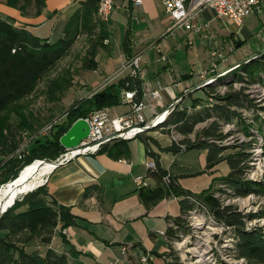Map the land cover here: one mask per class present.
<instances>
[{
  "label": "rangeland",
  "instance_id": "374dc122",
  "mask_svg": "<svg viewBox=\"0 0 264 264\" xmlns=\"http://www.w3.org/2000/svg\"><path fill=\"white\" fill-rule=\"evenodd\" d=\"M1 5L6 6L8 12L3 10ZM39 10L40 6L37 5L35 0H0V15L10 17L14 22L16 19L19 21L20 18H27L36 14ZM213 14L208 11L203 12L206 17L213 18L210 39L198 37L199 39H195L192 44L185 45L182 42L181 49L174 60H172L175 55L173 48L156 53V57L153 55L154 58H150V60L154 59V62L159 65L162 62L170 64L168 61V58H170L173 67L182 70L190 67L197 68L198 65V71L197 76L193 79L194 83L189 85V82L185 81L188 88L180 91L168 104L161 106L160 103L155 102L153 103L154 107L147 106L143 109L148 121L155 113H160L169 106L164 121L154 126L153 124L150 125L149 128L138 135L149 138V149H151V146L159 149V146H165L166 143L173 140L198 138L204 128L212 127L215 132H220L222 135L219 144L224 147V154L235 152L239 148H245L246 150L247 146L249 156L242 179L254 183L263 182L264 74L258 75L257 71L255 73L248 72L245 66L251 68L248 63L254 59L264 61V55H262L264 52V29H262L264 15L256 13L246 15L242 19L240 30L235 32L237 29L236 24L227 17L214 18ZM89 18H91L89 22L83 23L80 32L73 37L70 47L40 76L31 91L24 96L13 99L0 110V136L7 132L6 124L8 123L12 129L20 128L16 131L17 144L15 149L7 155H0V187L15 178L4 180V177L8 174L9 159L13 157L21 159L19 162H15L16 166H19L15 173L18 174L25 166L22 165V159L28 154V151L30 152V147L35 143V138L43 140L45 136H49L55 129V125L66 120L67 112L73 103L78 102L85 96H91L106 85L124 79L123 74L128 70L114 78L112 77L114 72L119 69L130 68L127 63L133 55L125 56L121 53L122 43L126 36L123 29L120 30L118 27L111 36L108 25L109 18L102 22L96 13H93ZM92 18L93 23L91 22ZM99 24H102V28L109 32L108 38L103 40L104 45L98 43L97 33L99 32V26H101ZM164 33L171 34L167 30ZM176 34L171 38H175ZM180 40L183 41V39ZM237 40H243L242 45L239 47H236ZM228 44L231 46L232 51L227 53V58L220 65L218 71L200 76L201 69L206 68L208 65L209 45H223V47H226ZM188 45L190 47L186 49ZM93 51L94 53H92ZM161 54H165V59L160 58ZM89 58L97 61L95 69L83 66V62ZM145 67L147 65L140 61L136 76H138L140 82L142 80V93H145L148 97L150 95L148 91L154 88L155 85H148L143 83V79H140L144 74ZM219 72L223 73L213 83H205L210 76ZM184 75H180L181 78L184 77L185 79L186 74ZM256 76L261 78L263 82L256 83ZM157 79L161 82L160 77ZM53 84L54 86H52ZM124 90L125 87L121 90L119 104L102 107L101 109L104 108L110 115L128 113L131 104L123 100ZM162 92L163 90L161 94ZM232 92H237L243 97V99H239L241 104L229 105L224 103L223 100L215 98L216 95L224 96ZM146 100L148 99L146 98ZM220 104L221 106L223 104V107L219 106ZM180 109H185L187 113L196 112L206 116L193 125L191 132L184 134L178 130L176 125L168 122L169 114L173 110ZM207 114H210V116L207 117ZM24 118L29 120L34 130L24 127L26 126V123L23 122ZM245 124L250 125L247 127L248 131L246 133L242 131ZM20 126H23V128ZM260 127L261 130H259ZM201 138L205 137L201 136ZM16 151L21 152L22 156L18 157ZM66 151L67 148L61 153ZM35 159L40 158H32L30 161L32 162ZM49 160L45 159V162ZM219 177L215 179L211 187V189L215 188V196L220 199L222 204H231L243 213L256 212L254 217L244 218L245 227L248 229L260 228L264 232V195L253 191L246 194H237L234 189L221 182L218 179ZM184 223L186 230L179 231L178 236L171 243L169 249L171 261H177L178 264H246L243 257L236 255V237L233 234V229L217 221L210 212L203 210L188 212L184 217Z\"/></svg>",
  "mask_w": 264,
  "mask_h": 264
},
{
  "label": "crops",
  "instance_id": "0c3cea01",
  "mask_svg": "<svg viewBox=\"0 0 264 264\" xmlns=\"http://www.w3.org/2000/svg\"><path fill=\"white\" fill-rule=\"evenodd\" d=\"M82 1L45 0L38 13L19 21L16 19L15 23L25 22L33 34L54 41L63 35L66 21ZM1 8L8 10L6 6L1 5ZM167 24V15L160 0H142L140 4H133L131 0H116L108 20L111 36L118 27L128 36L127 50L125 52L122 48L121 53L125 56L141 54V62L147 65L140 78L143 83L156 86L159 82L157 78H161L160 83L165 86L158 102L161 106L188 88L185 81L192 85L198 71V65L197 68L184 70L174 68L170 58V64L162 62L159 65L154 59L150 60L156 53L170 48L174 49V60L181 43L188 44L189 36L193 38L192 43L199 39L183 31L165 34ZM175 34L176 37L171 38ZM163 56L165 59V54H161L160 58ZM184 74L186 77L182 79ZM168 144L170 142L165 146ZM127 147L126 156L115 157L107 151L80 154L53 167L46 174L44 183L48 193L58 203L69 206L76 219L73 224L61 229L59 224L48 245H29L26 250L43 256L50 247L58 253H65L68 264H124L126 257L134 260L143 252L151 254L153 264L170 261L169 255L164 254L169 252L173 240L166 234V229L170 224L168 217L180 214V197L171 194L147 207L140 190L156 187L160 183L147 175L146 163L153 157L138 137L127 140ZM151 149L158 153L161 167L175 183L192 193L212 187L215 178L229 171L225 160L207 168V149L203 147L178 153L160 151L153 146ZM136 175H143V184L135 182Z\"/></svg>",
  "mask_w": 264,
  "mask_h": 264
},
{
  "label": "trees",
  "instance_id": "16d2710c",
  "mask_svg": "<svg viewBox=\"0 0 264 264\" xmlns=\"http://www.w3.org/2000/svg\"><path fill=\"white\" fill-rule=\"evenodd\" d=\"M35 1L41 9L45 0ZM96 2V0H83L81 6L66 21L63 35L54 41L33 34L27 29L26 24L18 25L10 17L0 15V110L13 99L29 93L40 76L66 52L75 34L80 32L83 23L89 22L91 19L89 17L96 13ZM101 21L104 22L102 19ZM91 22L93 23V18ZM99 25L101 26H99V32L97 33L98 43L104 45L103 40L108 38L109 32L102 28V24ZM125 35L122 48L126 52L129 40L127 34ZM236 42V47H239L242 45L243 40H237ZM262 55H264V52ZM96 64L97 61L93 58L83 62V66L90 69H95ZM248 65L251 68H247L246 65L245 69L248 72L251 71V73L256 71V73H259L264 70L263 60L254 59ZM124 87L125 89L134 88V100L141 98V82L138 76L132 77L130 75H125L124 79L106 85L91 96H85L72 104L67 112L66 120L55 125V129L49 136H45L43 140L35 138V143L30 147V152L28 151V154L22 159V165L30 163L32 158L55 159L65 149L60 144L59 137L70 124L76 118L85 117L94 110L119 104L120 93ZM51 95H53L52 92ZM215 98L221 99L229 105L241 104L239 99H243L237 92L228 93L224 96L216 95ZM221 107H223V104ZM205 116L196 112L187 113L185 109L173 110L168 116V122L173 123L181 133L186 134L191 132L193 125L204 119ZM209 116L210 114H207V117ZM23 122L26 123L24 127H28L29 130L34 128L28 119L24 118ZM6 126L7 132L0 136L1 156L9 154L15 149L17 144L16 131L20 129H12L9 123ZM249 126V124H245L242 131L246 133ZM20 127L23 128V126ZM259 130H261V127ZM198 136L193 140L188 138H181L178 141L173 140L166 146H159V150L178 153L193 147L206 148L207 168L214 166L221 160H225L229 166L228 173L218 178L221 182L234 189L237 194H246L253 191L264 195V181L254 183L242 179L249 156L247 146L246 150L245 148H239L235 152L224 154V147L221 144L209 140L222 138L220 132H215L212 127H206ZM201 136L205 138H201ZM137 137L143 141L147 153L153 157L155 163L154 168L147 169V175L160 182L156 187H143L140 190L145 205L148 207L157 200L171 194L180 197V214L168 217L170 224L166 229V234L170 239L173 240L177 237L179 231L186 230L184 217L194 206L193 202L187 197L188 195H186L190 194L198 202L204 204L208 212L213 214L217 221L233 229V234L236 237V255L238 257H243L246 264H264V232L260 228L248 229L245 227L244 218H252L256 215V212L243 213L231 204H222L214 194L215 188L211 189L209 187L199 193H192L180 188L172 177H170L171 180L168 184H164L162 176L166 174V171L160 165L158 153L148 148V137L142 135ZM179 143L185 144V148H180ZM98 151H107L115 157L126 156L128 154L127 140L114 138L112 143L102 145ZM20 160L17 157L9 159L7 171L8 174H12H7L4 180L17 176L15 173L19 166L17 167L15 162ZM13 169L14 171H12ZM75 219L76 217L70 211L69 206L58 203L50 196L45 183L27 191L17 197L13 204L0 216V264H68L65 253H58L48 247L44 255L40 256L35 251L26 250V247L34 244L48 245L55 228L59 224L61 229L73 224ZM164 255H170V252ZM165 264H178V262L165 260Z\"/></svg>",
  "mask_w": 264,
  "mask_h": 264
},
{
  "label": "built area",
  "instance_id": "2783aa9c",
  "mask_svg": "<svg viewBox=\"0 0 264 264\" xmlns=\"http://www.w3.org/2000/svg\"><path fill=\"white\" fill-rule=\"evenodd\" d=\"M115 1L116 0H102L103 10L106 11V20H108L115 6ZM131 1L133 4H140L142 2V0ZM160 3L163 11L167 15L168 24L166 30L169 33L173 34L177 31H183L188 35L205 39H210V32L212 29L211 21L213 18H208L203 15L204 11L214 13V18L227 17L231 22L236 24L237 29L235 32L240 30L242 19L246 15L250 13L264 15V0H160ZM262 29H264V18L262 20ZM192 40L193 38L189 36L187 38V43L191 44ZM231 49V46L223 47V45H209L208 66L207 68L201 69L200 76L206 73L211 74L217 72L220 65L226 60L227 53L232 51ZM162 59H164V56ZM140 61L141 54L133 55L127 63V66L130 68L119 69L117 72H114L112 78L127 70L128 71L123 74L124 76H136L140 67ZM164 89L165 86L157 82L156 86L148 91L150 95L147 97L145 93H142L139 100L133 99L135 92L134 88L125 89L123 91V100L131 104V109L128 113L110 115L104 108L92 111L85 116L89 123L88 136L82 139L77 146L67 148L66 152L61 153L54 160L64 162L71 157L74 158L76 155L95 153L102 145L112 142L114 138H121L124 140L134 138L147 129V125H149L148 121L151 119V121H157V114L168 112L169 106L160 111V113H155L148 121L143 112L145 107H154L153 103L159 102L162 97L161 91ZM146 98L148 100H146ZM209 140L220 142L221 138ZM179 146L182 149L185 148V144L179 143ZM19 149L22 150L20 147ZM16 153L18 157L22 156L21 152L19 153L16 151ZM146 166L147 169L154 168V160L148 161ZM134 180L137 184L144 183L143 175H136ZM170 180V176L167 173L162 176L164 184H168ZM110 264H113V262ZM124 264H153L152 256L148 252H143L134 260L126 257Z\"/></svg>",
  "mask_w": 264,
  "mask_h": 264
},
{
  "label": "bare ground",
  "instance_id": "6f19581e",
  "mask_svg": "<svg viewBox=\"0 0 264 264\" xmlns=\"http://www.w3.org/2000/svg\"><path fill=\"white\" fill-rule=\"evenodd\" d=\"M96 15L102 19L106 20V11L103 10L102 6V0H96ZM264 71V70H263ZM263 71H260L258 75L264 74ZM223 73V72H222ZM222 73H217L215 75L210 76L205 83H210L215 81ZM222 78V77H221ZM222 81V80H221ZM263 82L261 78L257 76V82ZM235 82V81H234ZM226 84V83H225ZM224 84V85H225ZM205 85V84H204ZM255 85V84H254ZM209 86V85H208ZM228 86V85H227ZM213 87V86H212ZM208 88V87H207ZM220 88V87H219ZM225 89V88H224ZM227 89V88H226ZM255 99V98H254ZM255 102V101H254ZM167 112H163L160 114H157V121H151L149 125H147V128H149L150 125L153 124L157 125L158 123H161L164 121L166 117ZM164 123V122H163ZM154 128V127H153ZM261 137V136H260ZM262 139V138H261ZM219 144V142H216ZM40 159H35L28 165H25L22 170H20L19 177L15 179L12 183L10 181L4 183L0 187V206L2 203H4L7 200H10L13 196L14 192L17 190V187H21L24 185L25 187H32L35 186L37 183L44 182L46 178V174L51 170L53 167V163L51 160L45 162H40ZM20 194V192H16V195ZM194 204L193 208H191L188 212H197L198 210H203L208 212L206 206L202 204L201 202H198L194 197L188 195L187 196Z\"/></svg>",
  "mask_w": 264,
  "mask_h": 264
},
{
  "label": "water",
  "instance_id": "95a60500",
  "mask_svg": "<svg viewBox=\"0 0 264 264\" xmlns=\"http://www.w3.org/2000/svg\"><path fill=\"white\" fill-rule=\"evenodd\" d=\"M88 134H89V123H88L87 119L84 117H78L70 124V126L67 128V130L62 135H60L59 142L64 148H73V147L77 146L82 139L87 137ZM71 158H69V159H71ZM68 160H66V161H68ZM39 161L43 162V161H45V159H40ZM51 162L53 163V167L63 163L62 161H55V160H51ZM19 174H20V171L17 174V176L10 181V183H12L15 179H17L19 177ZM42 183L43 182L37 183L35 186H32V187H28V186L25 187L24 185H22L21 187H17V190L14 192L11 199L7 200L1 204L0 216L3 214V212H5V210L9 206H11L13 204V202L17 198V196H19L20 194H24L27 191H30V190L36 188L37 186L41 185ZM16 192H20V194L16 195Z\"/></svg>",
  "mask_w": 264,
  "mask_h": 264
}]
</instances>
